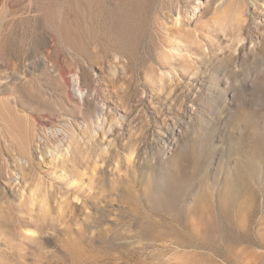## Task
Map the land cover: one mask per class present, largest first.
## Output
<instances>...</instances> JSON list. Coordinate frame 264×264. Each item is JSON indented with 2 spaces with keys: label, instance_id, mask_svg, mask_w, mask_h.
<instances>
[{
  "label": "rangeland",
  "instance_id": "rangeland-1",
  "mask_svg": "<svg viewBox=\"0 0 264 264\" xmlns=\"http://www.w3.org/2000/svg\"><path fill=\"white\" fill-rule=\"evenodd\" d=\"M0 264H264V0H0Z\"/></svg>",
  "mask_w": 264,
  "mask_h": 264
},
{
  "label": "bare ground",
  "instance_id": "bare-ground-1",
  "mask_svg": "<svg viewBox=\"0 0 264 264\" xmlns=\"http://www.w3.org/2000/svg\"><path fill=\"white\" fill-rule=\"evenodd\" d=\"M61 10H62V9H61ZM63 11H64V10H63ZM63 11H62V12H63ZM59 12H60V11H59ZM57 13H58V12H57ZM55 14H56V13H55ZM50 15H52V14H50ZM61 15H62V14H61ZM61 15H59V16H61ZM50 17H51V16H50ZM57 20H58V19H57ZM57 20H56V21H57ZM58 22H60V21H58ZM60 25H61V24H60ZM59 28H60V27H59ZM61 28H62V27H61Z\"/></svg>",
  "mask_w": 264,
  "mask_h": 264
}]
</instances>
